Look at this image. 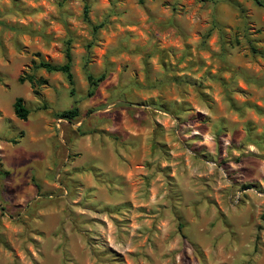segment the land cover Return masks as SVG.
<instances>
[{"label": "rangeland", "instance_id": "rangeland-1", "mask_svg": "<svg viewBox=\"0 0 264 264\" xmlns=\"http://www.w3.org/2000/svg\"><path fill=\"white\" fill-rule=\"evenodd\" d=\"M0 22V264H264V7L0 0ZM66 43L72 120L32 65Z\"/></svg>", "mask_w": 264, "mask_h": 264}, {"label": "trees", "instance_id": "trees-1", "mask_svg": "<svg viewBox=\"0 0 264 264\" xmlns=\"http://www.w3.org/2000/svg\"><path fill=\"white\" fill-rule=\"evenodd\" d=\"M142 0H139L141 2ZM256 3L262 7H264V3L260 2L259 0H256ZM88 6H84L83 11V19L86 23L91 25V22L88 18ZM1 25H4L2 22H0ZM102 23L99 25H92L93 30H97L98 28H102ZM250 53L254 56H261L264 58V51L257 50L253 45L249 48ZM71 63H72V54L70 51L69 43H66L65 53H64V62L61 65H55L50 62H46L43 60H40L38 63L33 62V68L34 69H43L46 72L52 73H61L65 76L68 85H69V94L73 99V103L75 104L70 110L63 111L59 114V117L61 119H67L72 120L74 117L77 116L78 113V107L76 106L77 99H76V91L74 88V78L71 72ZM87 81L89 84V92L88 96L92 95L94 92V89L97 87L98 83L102 82L104 80V75H100L99 77H94L90 73L86 74ZM25 80H27L28 83H30L32 86L36 84L35 78L31 75L27 76L26 79L22 76L18 77V82L23 83ZM12 109L15 117L19 120L25 121L29 115V110L25 107L24 101L22 98L17 97L15 98Z\"/></svg>", "mask_w": 264, "mask_h": 264}]
</instances>
